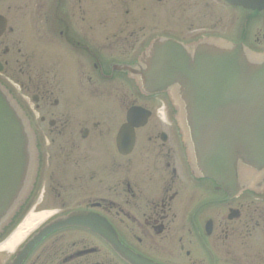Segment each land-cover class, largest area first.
<instances>
[{"label":"flooded vegetation","instance_id":"af4514ba","mask_svg":"<svg viewBox=\"0 0 264 264\" xmlns=\"http://www.w3.org/2000/svg\"><path fill=\"white\" fill-rule=\"evenodd\" d=\"M69 1L0 0V80L27 111L41 153L25 208L37 199L52 217L105 219L125 250L73 227L50 235L23 264H264V188L198 178L166 96H143L132 84L131 100L116 83L128 75L113 66L135 63L148 46L137 48L145 26L81 24ZM232 9L261 27L233 41L263 51L264 8ZM135 107L148 119L140 110L128 129ZM67 230L79 235L72 244L59 237ZM2 254L9 263L12 255Z\"/></svg>","mask_w":264,"mask_h":264},{"label":"water","instance_id":"95a60500","mask_svg":"<svg viewBox=\"0 0 264 264\" xmlns=\"http://www.w3.org/2000/svg\"><path fill=\"white\" fill-rule=\"evenodd\" d=\"M227 1L258 6L254 0ZM128 69L145 91L171 93L181 109L194 166L202 175L232 186L248 185L251 175L264 172V53L216 38L189 45L158 38L138 70ZM37 157L34 131L0 83V233L32 189ZM92 217L71 213L49 223L11 264H22L44 237L73 225L107 238L110 234L109 240L119 249L108 224Z\"/></svg>","mask_w":264,"mask_h":264},{"label":"rangeland","instance_id":"374dc122","mask_svg":"<svg viewBox=\"0 0 264 264\" xmlns=\"http://www.w3.org/2000/svg\"><path fill=\"white\" fill-rule=\"evenodd\" d=\"M70 1L73 2V15L75 13L83 15L76 18V21L78 20L81 24L108 26L107 29L109 31H112L113 26L122 24L127 25L130 23L132 25L130 30L135 28L133 27L134 25H146L144 32L140 30L141 33H137L139 37L136 36L138 38L137 48L143 47L145 42L161 33L168 35L174 33L185 38V40L196 39L209 33L236 39L240 31L251 30L258 32L261 28L260 20L250 19L239 12H234L231 6L223 0H162L158 1L159 5L154 2L155 0ZM169 6L170 11L167 9ZM165 11L167 13H164ZM83 18L85 20H82ZM76 21L73 23L76 24ZM136 31L139 32V30ZM116 83L126 89L131 100L136 97L133 91L130 90L132 89V82L128 80L127 76H124L122 80ZM114 86L116 87L117 84ZM159 99L157 102L160 101ZM43 210L46 209L40 206L38 211L42 212ZM65 234L59 237L69 244H72L79 237L78 234L73 235V231ZM59 237H52L49 243L52 244ZM61 243L64 245V242L61 241ZM3 253L7 255L9 251H4ZM4 260V255L0 252V264H5Z\"/></svg>","mask_w":264,"mask_h":264},{"label":"bare ground","instance_id":"6f19581e","mask_svg":"<svg viewBox=\"0 0 264 264\" xmlns=\"http://www.w3.org/2000/svg\"><path fill=\"white\" fill-rule=\"evenodd\" d=\"M51 213L53 212L39 213L37 210L30 212L12 235L0 244V250L13 252Z\"/></svg>","mask_w":264,"mask_h":264}]
</instances>
